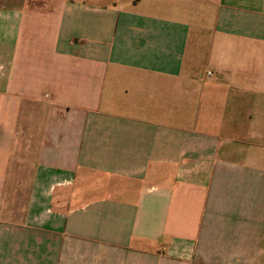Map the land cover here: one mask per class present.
<instances>
[{"label":"crops","instance_id":"crops-1","mask_svg":"<svg viewBox=\"0 0 264 264\" xmlns=\"http://www.w3.org/2000/svg\"><path fill=\"white\" fill-rule=\"evenodd\" d=\"M0 264H264V0H0Z\"/></svg>","mask_w":264,"mask_h":264},{"label":"built area","instance_id":"built-area-1","mask_svg":"<svg viewBox=\"0 0 264 264\" xmlns=\"http://www.w3.org/2000/svg\"><path fill=\"white\" fill-rule=\"evenodd\" d=\"M208 76H212V74L209 73Z\"/></svg>","mask_w":264,"mask_h":264},{"label":"rangeland","instance_id":"rangeland-1","mask_svg":"<svg viewBox=\"0 0 264 264\" xmlns=\"http://www.w3.org/2000/svg\"><path fill=\"white\" fill-rule=\"evenodd\" d=\"M55 199H57V198L55 197Z\"/></svg>","mask_w":264,"mask_h":264}]
</instances>
